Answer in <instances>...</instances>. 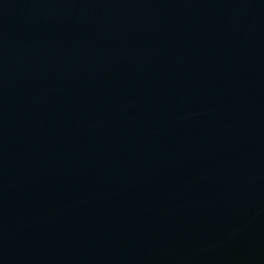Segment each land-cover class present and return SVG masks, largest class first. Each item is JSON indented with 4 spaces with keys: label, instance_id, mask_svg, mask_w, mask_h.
Masks as SVG:
<instances>
[{
    "label": "water",
    "instance_id": "95a60500",
    "mask_svg": "<svg viewBox=\"0 0 264 264\" xmlns=\"http://www.w3.org/2000/svg\"><path fill=\"white\" fill-rule=\"evenodd\" d=\"M0 264H264V0H0Z\"/></svg>",
    "mask_w": 264,
    "mask_h": 264
}]
</instances>
